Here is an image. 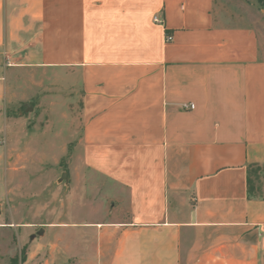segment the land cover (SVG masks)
I'll return each instance as SVG.
<instances>
[{"label": "crops", "instance_id": "1", "mask_svg": "<svg viewBox=\"0 0 264 264\" xmlns=\"http://www.w3.org/2000/svg\"><path fill=\"white\" fill-rule=\"evenodd\" d=\"M215 10L0 0V100L53 101L64 81L60 142L126 209L120 221L71 224L86 237L57 238L41 264L61 244L68 264H264V59L256 32Z\"/></svg>", "mask_w": 264, "mask_h": 264}, {"label": "rangeland", "instance_id": "2", "mask_svg": "<svg viewBox=\"0 0 264 264\" xmlns=\"http://www.w3.org/2000/svg\"><path fill=\"white\" fill-rule=\"evenodd\" d=\"M215 4L219 21L256 32L264 59V5L258 0H215ZM52 90L53 101L41 102L22 91L9 103L0 100V264H10L14 258L17 264H41L57 238L65 242L89 231L71 224L126 218L125 207L105 195L107 184L83 168L78 151L61 143L66 137L62 114L69 103L64 81ZM28 107L32 110L25 112ZM77 107L78 103L74 112ZM62 174L67 180L60 179ZM256 174L251 171L254 186ZM41 229L43 235L30 240ZM61 246L53 264L67 263ZM86 248L79 245V252ZM31 254H36L37 262L29 260Z\"/></svg>", "mask_w": 264, "mask_h": 264}, {"label": "trees", "instance_id": "3", "mask_svg": "<svg viewBox=\"0 0 264 264\" xmlns=\"http://www.w3.org/2000/svg\"><path fill=\"white\" fill-rule=\"evenodd\" d=\"M258 2L264 5V0H258ZM248 183H249L248 191H249V193H253L254 187L251 185L250 181ZM22 260H23V262L26 261L25 253L22 256ZM10 264H17V259L16 258L12 259Z\"/></svg>", "mask_w": 264, "mask_h": 264}, {"label": "water", "instance_id": "4", "mask_svg": "<svg viewBox=\"0 0 264 264\" xmlns=\"http://www.w3.org/2000/svg\"><path fill=\"white\" fill-rule=\"evenodd\" d=\"M32 109L31 108H27L26 109V111L25 112H27V111H31ZM22 113H20V115H21ZM60 179H64V180H67V178H66V175L65 174H62L61 175V177H60ZM43 233H44V231L41 229V230H39L38 232H37V234L36 235H32L31 237H30V240H33V239H35V237L36 236H42L43 235Z\"/></svg>", "mask_w": 264, "mask_h": 264}, {"label": "built area", "instance_id": "5", "mask_svg": "<svg viewBox=\"0 0 264 264\" xmlns=\"http://www.w3.org/2000/svg\"><path fill=\"white\" fill-rule=\"evenodd\" d=\"M153 22H155V23H160L159 22V20L156 18V17H154L153 18ZM169 41H171V37L170 36H166L165 37V42H169ZM194 107L191 105V106H189V109H193Z\"/></svg>", "mask_w": 264, "mask_h": 264}]
</instances>
